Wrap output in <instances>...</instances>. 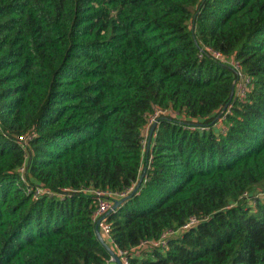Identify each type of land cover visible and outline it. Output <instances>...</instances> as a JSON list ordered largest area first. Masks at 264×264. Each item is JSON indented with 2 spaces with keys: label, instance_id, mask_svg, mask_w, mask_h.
<instances>
[{
  "label": "trees",
  "instance_id": "obj_1",
  "mask_svg": "<svg viewBox=\"0 0 264 264\" xmlns=\"http://www.w3.org/2000/svg\"><path fill=\"white\" fill-rule=\"evenodd\" d=\"M143 174L108 216L128 264H264V0H0V264H106L85 191Z\"/></svg>",
  "mask_w": 264,
  "mask_h": 264
},
{
  "label": "built area",
  "instance_id": "obj_2",
  "mask_svg": "<svg viewBox=\"0 0 264 264\" xmlns=\"http://www.w3.org/2000/svg\"><path fill=\"white\" fill-rule=\"evenodd\" d=\"M205 53L210 54L215 60L231 65L234 71L236 72L237 75V80L235 81V96L233 100L235 99L236 101H245L248 97V94L250 93L252 86H253V79L246 75L242 69V66L239 62L235 60H229L226 58L222 53L214 51L211 48H207L205 50ZM203 56V55H202ZM201 56V57H202ZM232 106L230 105L225 112H223L222 117L219 119V124L222 125L223 122L226 119V116L231 113ZM169 111H158L154 115V117L150 120L149 126H153L155 122H157L158 118L160 115H171ZM173 116V115H172ZM192 131L196 130H201V131H206L208 128L204 127H197V126H190L189 127ZM21 141L27 142L30 140V138H20ZM21 173L24 175L25 174V168L21 170ZM135 189L132 188L128 191H125L123 193H114L112 191L108 190H86L85 192L87 194L94 195L96 200H97V209L94 214V221L96 224L100 222V232L104 238V240H109L108 245L111 250L120 258L123 264H128L129 257L131 255L130 251H122L118 249V247L114 244L112 238H111V226L108 223V216L110 213H112L113 207L115 205L116 201L123 200L131 195V193ZM56 196L53 192L38 187L35 190V197H54ZM198 224V220L195 218L190 219V221L182 228L183 231L189 230L192 227H195ZM175 235L174 232L168 231L164 233L159 239L157 240H152V241H144L141 243L139 250H147V249H157V250H162V251H167L169 249V240ZM106 242V241H105ZM107 244V243H106ZM112 245V247H111ZM135 251V250H134ZM133 251V252H134ZM106 264H116L115 259L113 257H110V259L107 261Z\"/></svg>",
  "mask_w": 264,
  "mask_h": 264
},
{
  "label": "water",
  "instance_id": "obj_3",
  "mask_svg": "<svg viewBox=\"0 0 264 264\" xmlns=\"http://www.w3.org/2000/svg\"><path fill=\"white\" fill-rule=\"evenodd\" d=\"M235 96V87H234V90H233V93H232V99L234 98ZM231 99V100H232ZM227 106L223 109V112H225L227 110ZM223 112L219 115V117L217 118V121L222 117L223 115ZM158 120L157 122H155L153 124V126L151 127L150 129V132H149V136H148V141H147V149L149 151L150 147H151V143H152V139H153V135H154V131L156 129V126L158 124ZM144 178H145V174L142 175L141 179H140V182L138 184V186L135 188V190L131 193V195L123 200H120V201H116L115 202V205L113 207V210H117L118 207H120L126 200H128L129 198L133 197L137 192L138 190L140 189V186L142 184V182L144 181ZM100 222L99 221L97 224H96V234H97V237L99 239V241L101 242V244L109 251L111 257H113L115 259V262L116 264H123L122 261L120 260V258L111 250V248L108 246V244H106L101 232H100V229H99V226H100Z\"/></svg>",
  "mask_w": 264,
  "mask_h": 264
},
{
  "label": "rangeland",
  "instance_id": "obj_4",
  "mask_svg": "<svg viewBox=\"0 0 264 264\" xmlns=\"http://www.w3.org/2000/svg\"><path fill=\"white\" fill-rule=\"evenodd\" d=\"M220 126H222V125H219L218 127H220ZM148 135H149V133H146V145H147V141H148Z\"/></svg>",
  "mask_w": 264,
  "mask_h": 264
},
{
  "label": "crops",
  "instance_id": "obj_5",
  "mask_svg": "<svg viewBox=\"0 0 264 264\" xmlns=\"http://www.w3.org/2000/svg\"><path fill=\"white\" fill-rule=\"evenodd\" d=\"M149 136V135H148Z\"/></svg>",
  "mask_w": 264,
  "mask_h": 264
}]
</instances>
